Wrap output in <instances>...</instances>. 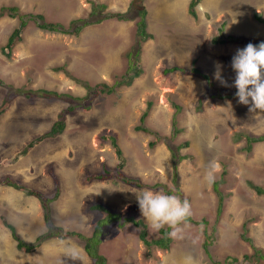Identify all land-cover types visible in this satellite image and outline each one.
Listing matches in <instances>:
<instances>
[{"label":"rangeland","instance_id":"obj_1","mask_svg":"<svg viewBox=\"0 0 264 264\" xmlns=\"http://www.w3.org/2000/svg\"><path fill=\"white\" fill-rule=\"evenodd\" d=\"M90 1L107 4L112 12H126L132 0H0V8L15 5L23 14H43L48 22L68 28L73 20L87 19ZM190 1H144L154 36L142 47L144 73L113 94L91 92L83 84L93 90L121 79L126 55L137 43L136 21H104L77 36L43 31L29 21L22 41L7 57L3 47L20 21L0 19V108L5 109L0 117V264H92L82 239L69 232L92 236L105 216L90 211L95 204L122 219H143L148 239L159 238L162 228H150L140 211L136 193L143 190L186 198L195 223L183 226V238H172L170 249L150 252L140 240L141 228L114 225L100 248L108 264H180L189 254L198 264H230L231 258H237V264H254L244 259L254 253L253 246L264 254V196L251 187H264V141L246 151V135H264V111L250 112V104L238 99H212L236 93L231 60L237 49L245 47L212 41L231 35L263 42L264 24L254 16H264V0H202L197 18L189 14ZM194 61L210 75L212 87L197 75L163 74L175 65L189 69ZM217 62L229 87L215 79ZM202 96L203 106L198 107ZM150 103L145 126L151 133H144L137 126ZM62 112L67 116L65 131L23 155L29 143L51 130ZM174 120L179 134L174 132ZM108 135L117 139L124 153L121 172L143 187L119 179V159L105 139ZM174 153L185 158L178 173ZM213 162L218 165L215 181L224 196L221 213L214 185L204 179ZM106 169L110 179L84 182ZM8 178L26 191L2 185ZM29 190L40 191L49 200L50 223ZM6 223L30 244L39 242L36 251L19 253ZM69 248L76 259L69 256Z\"/></svg>","mask_w":264,"mask_h":264},{"label":"trees","instance_id":"obj_2","mask_svg":"<svg viewBox=\"0 0 264 264\" xmlns=\"http://www.w3.org/2000/svg\"><path fill=\"white\" fill-rule=\"evenodd\" d=\"M145 0H133L129 9L126 12H112L108 10V7L105 4H102L100 2L90 1L92 4V9L87 17V19H77L73 20L68 26V28L65 27L62 23L58 22H48L43 14H22V11L19 7L13 5V6H3L0 8V19L3 17H10V18H19V25L17 28L14 29L11 36L8 39L7 44L3 47V53L10 57L13 49L18 44V42L22 41V35L25 32L26 27L28 26L29 21H34L38 28H40L43 31L52 32V33H60L64 35H79L80 32L89 26L100 24L104 21L108 20H117L122 22H128V21H136L135 22V41L137 42L136 45L133 47V51L127 53V68L125 70L124 75L121 77V79H117L115 83L111 86H109L106 83L98 84L97 89L92 87L89 84H83L84 87H86L91 92H101V93H107V94H113L116 91V88H119L121 86H129L131 85L135 79L139 78L144 73V69L141 63V52L143 44L147 41L154 38L153 34L149 31V25H148V11L146 7L144 6ZM202 2V0H191L190 6H189V13L193 17H197V7ZM255 19L259 21L260 23L264 24V17L260 15H255ZM215 42H219V40H215ZM222 43H235V44H243L247 45L248 43H252L254 45H258L259 43H253L250 41L245 40L243 37H235V36H227L225 40L222 41ZM59 71V69H56ZM184 71L187 73V69H184L179 66H174L171 68L166 67L163 70L164 75H170L173 74L174 71ZM190 73L199 76L200 78L207 81V84L212 87L213 84L211 83L210 77L206 74H203L198 67H196V61L193 62L192 67L190 69ZM3 83V80L0 78V84ZM81 83V82H80ZM95 90V91H94ZM90 92V93H91ZM219 98L220 100H235L238 99L235 94L233 95H220L218 94L216 97H212V99ZM78 100H82V98H76ZM205 99L204 96L199 101L198 107L203 106V100ZM152 108V104L150 103L148 106V109L145 111L141 118V124L137 126L138 131H142L144 133H151L150 130L145 126V121L147 117L150 114V110ZM175 108L177 111L181 110V106L176 104ZM73 109V108H72ZM5 113V109L0 108V117ZM66 112L60 113L58 120L54 123L51 130L47 133L43 134L42 136L38 137L31 143H29L26 148L22 151V154L25 155L27 152H29L31 149H33L37 144L41 143L46 138H55L59 135H61L66 128ZM174 132L175 134H179L180 130L176 126V121L174 120ZM245 136V135H244ZM247 137V148L246 151H251L252 146L255 143H260L264 141V135L260 137H253L250 135H246ZM243 137V136H242ZM106 140H109L118 156L119 164L118 168L120 169L119 172V179L124 182L127 185L135 184L137 187H143L139 181H135L132 178L126 176L121 171L124 169L125 166V157L124 153L118 144L117 139L114 136H105ZM152 147L155 145V142H151L150 144ZM175 159H178V163L176 162L175 165V173H178L179 168V162L183 161L185 158H179L177 155H172ZM186 158H190L189 156H185ZM177 178V176H175ZM110 179L109 171L106 169L104 173L101 174H92L87 176L84 179V182L86 184H90L93 181H106ZM55 180L57 182V189L60 188L58 179L55 177ZM2 185L11 186L19 191H26L25 187L21 186L20 184L14 182L11 179H6L1 182ZM214 189L217 192L220 200L219 204V213H221L224 203V196L219 191V184L218 182H214ZM251 187L257 192L258 195L264 196V187L258 186L255 184H251ZM29 195L37 197L41 202L45 210V220L48 223H50L49 218V207L46 197L40 192L36 190H29ZM92 211H99V212H105L106 215L98 220L97 224L95 225L94 232L91 237H86L85 235L81 233L76 232H69L72 236H78L82 239L84 242V251L87 253L88 257L92 260V264H108L107 258L100 253V248L102 247V244L104 242V236L108 235V229L110 227L117 225L120 228L125 227L127 224H133L135 227L141 228L140 233V240L144 243L145 247L150 252L152 249H162V250H168L171 247L172 244V237H170L167 233L170 231L169 228H162L160 230V237L156 239L149 240L148 239V226L145 224L143 219L136 220L134 217H126L122 219V217L118 214H115L111 212L109 209L104 207L100 204H95L90 207ZM123 220V221H122ZM187 223H195V220L193 217L189 219ZM7 227L12 231L13 237L17 241V248L19 251L30 253L34 251L40 243L37 244H27L22 239H20L16 233V229L13 225L7 224ZM61 232V231H60ZM44 238H40L41 241ZM244 239L252 244V240L250 238L244 237ZM38 240V241H39ZM204 247L206 248V252L209 253L208 247L209 243L208 241L205 242ZM254 253L252 255H246L244 257L245 260L250 261L254 264H264V254L262 253V250L258 249L257 247H254ZM230 259V258H229ZM238 259L237 258H231L230 264H237Z\"/></svg>","mask_w":264,"mask_h":264},{"label":"clouds","instance_id":"obj_3","mask_svg":"<svg viewBox=\"0 0 264 264\" xmlns=\"http://www.w3.org/2000/svg\"><path fill=\"white\" fill-rule=\"evenodd\" d=\"M95 2H100V1H95ZM190 3H189V6H190ZM102 4H105V3H102ZM200 4L198 5V7L200 6ZM105 5L107 6V4ZM198 7L196 9L197 17H198ZM188 11H189V7H188ZM255 15H258V14H255ZM197 17H194V18H197ZM148 22H149V17H148ZM223 25L225 26L226 24L224 23ZM228 36H231V35H228ZM226 37L223 39L215 38L212 41V43L214 45L234 44V45L245 46L242 49H237L235 55L232 57V60H231V68L236 74L234 83L231 86L237 89L235 95L236 97H238L239 103L243 105L250 104V108H249L250 112H256L257 110L264 111V41L259 43L258 45H254L252 43H248L247 45L235 44V43H222V41L225 40ZM215 40H219V42H215ZM197 65H198V61H197ZM175 66H179V65H175ZM191 67L189 69L186 67H182L184 69H187V73H185L184 71H179V70H176V71L182 72L185 75H194L190 73ZM196 67H198L203 74H206L210 77V75L206 73L199 65ZM215 67H216V71L214 73L215 79H217L222 86L229 87L230 85L221 75L222 65L219 62H217ZM217 171H218V165L214 162L210 163L209 168L205 172V175H204V179L208 184H213L215 182L217 178L216 177ZM30 196L38 199L35 196H32V195ZM136 198L139 204L140 211L142 215L145 216L146 220L148 221L150 228H152L153 230H159L167 226L170 229V231L167 233L170 237L183 238V226L186 225L189 219L193 216L192 206L186 198L181 199V197L178 195H169V194L164 193L162 190L159 192H153L151 190H143L139 193H136ZM49 204L50 203H48V206ZM42 209L44 210L43 205H42ZM96 212H99V211H96ZM200 229L201 231L203 230V225H200ZM16 233L18 235V230H16ZM18 237L22 239L24 242H26L27 244H30V242H28L26 239L21 238L19 235ZM14 240L16 241L15 238ZM16 244H18L17 241H16ZM36 249L30 253L35 252ZM17 251L19 253H27V252L19 251L18 248H17ZM67 251H68L69 256L72 259L77 258V254L73 249L69 248ZM180 264H198V262L195 257L189 254L183 257V259L180 261Z\"/></svg>","mask_w":264,"mask_h":264},{"label":"crops","instance_id":"obj_4","mask_svg":"<svg viewBox=\"0 0 264 264\" xmlns=\"http://www.w3.org/2000/svg\"><path fill=\"white\" fill-rule=\"evenodd\" d=\"M32 200H35V199H32ZM36 201V200H35ZM36 203V202H35ZM37 204V203H36ZM34 205V204H33ZM27 241H29L28 239H26ZM3 263L5 262V261H2Z\"/></svg>","mask_w":264,"mask_h":264}]
</instances>
